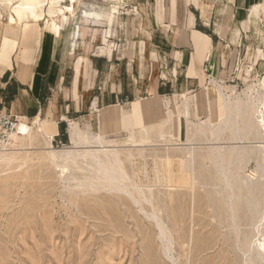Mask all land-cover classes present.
Returning a JSON list of instances; mask_svg holds the SVG:
<instances>
[{"label": "rangeland", "instance_id": "obj_1", "mask_svg": "<svg viewBox=\"0 0 264 264\" xmlns=\"http://www.w3.org/2000/svg\"><path fill=\"white\" fill-rule=\"evenodd\" d=\"M6 2L0 36L19 0ZM43 3V20L93 23L103 29L101 50L122 53L141 38L155 0H77L74 12L66 9L72 0H56L55 14ZM247 23L233 74L211 77L245 109L232 127L221 121L223 98L209 79L175 90L153 122L101 136L108 158L91 147L111 163L109 173L90 159H59L66 147L96 143L95 129L80 143L47 144L38 126L28 136L35 120H23L26 137L0 148V264H264V5ZM204 87L211 105L201 111Z\"/></svg>", "mask_w": 264, "mask_h": 264}, {"label": "crops", "instance_id": "obj_2", "mask_svg": "<svg viewBox=\"0 0 264 264\" xmlns=\"http://www.w3.org/2000/svg\"><path fill=\"white\" fill-rule=\"evenodd\" d=\"M72 2L66 9L74 12L77 0ZM262 5L264 0H155L141 38L122 53L101 50L103 29L93 23L77 27L43 17L26 23L23 13L12 11L21 23L8 22L0 36V108L28 122L40 119L57 145L83 142L94 129L100 139L135 130L162 114L173 91L231 76L250 12ZM218 83L211 82L223 91ZM208 88L199 91L198 110L211 105ZM121 101L127 109L118 107Z\"/></svg>", "mask_w": 264, "mask_h": 264}, {"label": "bare ground", "instance_id": "obj_3", "mask_svg": "<svg viewBox=\"0 0 264 264\" xmlns=\"http://www.w3.org/2000/svg\"><path fill=\"white\" fill-rule=\"evenodd\" d=\"M6 1H7L6 3L9 4L12 0H6ZM46 1L50 5L49 6L50 13L55 14L57 11H59V9H57V7H56V0H46ZM3 3H5V2H3ZM43 4L45 5V3H43V0H19L18 4L16 6L12 7L11 9H12L13 12L23 13V15H24L23 17H24L26 23L28 21L37 22L41 17L44 16L43 15L44 14ZM10 22H12L14 24L15 23H21V20L17 16H15L14 14H11V16H10ZM214 87L216 89L215 91L217 92V94H219L223 98L224 116L222 117L221 121L222 120L225 121V123L229 127H232V124L233 125L235 124V122H233L234 121L233 118L236 117L237 111L240 110L241 113H242V117H245V115L243 114L245 112L244 111L245 109L242 107V105L239 106V105H236L234 103H230V101L226 98L225 94L223 93V91L221 90V87H219V85H216L215 84ZM73 126L74 127L72 129V135H73V137H75V136L77 137V134H78L79 129L77 127H75V125H73ZM252 126H253L252 121H250L247 124H243V128L244 129L245 128H252ZM23 127H25V129H26V126H24V121H23V119H21V122L19 124V131H18L17 134H14L13 141H12V143H11L10 146L15 145L18 141H22L26 137V133L24 131H22ZM35 127H37L38 132L41 133V135L44 137V140L46 141V143L47 144H50V141H49L50 140V135L47 134V132L44 130L43 125L41 124L40 119H36L35 120V125L30 128V131L28 132L29 134L27 133L28 136L29 137H32V134L34 132V128ZM214 127H215L214 128V134L216 135L217 138H219V136L221 135V131L219 130V124H217ZM231 129H232V131L235 130V128H231ZM20 132L21 133L23 132V133L21 134ZM94 138L96 139L95 145L94 144H91L90 142H88V143L91 144L90 146H92V147H95V146L96 147H101L100 148L101 151H103L104 152L103 154L106 156L107 153H105L104 148H102L103 147L102 144L104 142L98 136H94ZM245 138H246V135L244 133L243 138H241V139H245ZM232 139H236V137H233ZM96 144H98V145H96ZM10 146L5 147L3 150H5V151L10 150L11 149ZM240 151H239V153H240ZM62 152H64V154L60 155L59 156V159H62V160H65V161H74L75 164H76L75 161H77L80 158L90 159L93 163H95L94 165H97L96 167L99 166V167L105 169L106 172H109V173L111 172L112 173V170H110V169H109L110 171L108 170L109 165H111V163L106 162V160H104L103 157H101L100 155H98L96 153L97 151L94 150V148H86V149H80L79 150V149L75 148L74 146H71V147H66ZM238 155L240 156L242 154H238ZM106 158H108V156H106ZM117 168H119V166H117ZM115 169H116V167H115ZM118 170H120V169H118ZM117 179L120 180L119 178H117ZM262 221H264V219ZM259 255H260V258L262 257V259L264 260V255H262L261 253Z\"/></svg>", "mask_w": 264, "mask_h": 264}, {"label": "built area", "instance_id": "obj_4", "mask_svg": "<svg viewBox=\"0 0 264 264\" xmlns=\"http://www.w3.org/2000/svg\"><path fill=\"white\" fill-rule=\"evenodd\" d=\"M209 68L205 69L206 72H209ZM209 80L211 81L210 77ZM20 122L21 118L18 115L0 108V148L11 145L14 134H17L19 131Z\"/></svg>", "mask_w": 264, "mask_h": 264}]
</instances>
